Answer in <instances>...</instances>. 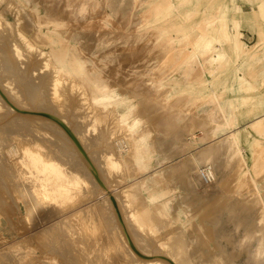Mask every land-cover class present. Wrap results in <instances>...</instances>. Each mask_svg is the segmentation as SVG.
Masks as SVG:
<instances>
[{
  "label": "rangeland",
  "instance_id": "rangeland-1",
  "mask_svg": "<svg viewBox=\"0 0 264 264\" xmlns=\"http://www.w3.org/2000/svg\"><path fill=\"white\" fill-rule=\"evenodd\" d=\"M7 1L0 0V90L23 109L37 106L36 112L64 116L72 131L81 132L84 152L57 127L47 130L40 120L12 113L0 98V264H148L167 254L158 240L169 230L177 233L173 248L188 244V253L174 250L187 263L222 255L223 264H264V256L255 259L264 246L258 209L246 198L249 188L255 190L264 206V156L256 151L264 140L252 128L258 120L264 125V0H12L15 7ZM18 31L75 78L100 116L98 128L84 118L78 93L49 94L48 74L38 72L37 56L26 54ZM13 42L24 60L12 52ZM33 71L42 77H32ZM146 102L153 104L140 114ZM116 126L126 129L127 139L101 136ZM106 140L120 158L134 150L122 172L105 166ZM21 145L60 164L64 174L82 171L79 181L89 183L59 207L36 210L27 226L17 190L26 182L33 189L31 179L43 174L27 168ZM204 168L213 175L209 186L199 180ZM243 174L248 184L239 183ZM135 181L131 203L146 208L147 224L155 216L158 222L149 224L154 235L139 233L126 213L119 219L104 201L105 190ZM205 209L209 218L200 220ZM202 226L212 234L204 246Z\"/></svg>",
  "mask_w": 264,
  "mask_h": 264
},
{
  "label": "bare ground",
  "instance_id": "bare-ground-1",
  "mask_svg": "<svg viewBox=\"0 0 264 264\" xmlns=\"http://www.w3.org/2000/svg\"><path fill=\"white\" fill-rule=\"evenodd\" d=\"M7 4H8V6H14L15 7V3L12 1V0H8L7 2H6ZM8 6H7V8H8ZM11 10V9H10ZM20 10H22V9H20ZM19 9H17V6H16V12H17V14H21L22 12L20 11ZM64 10V9H63ZM61 13V12H60ZM66 13V12H65ZM19 16V15H18ZM61 15L59 14V17H60ZM33 17V16H32ZM64 17H66V16H64ZM21 18V17H20ZM17 19H18V17H17ZM1 21V20H0ZM20 20H18V22H19ZM1 24V23H0ZM9 24V23H8ZM15 24V23H14ZM20 24V23H19ZM16 25V24H15ZM14 25V26H15ZM11 27H12V25H10ZM2 27V26H1ZM10 27V28H11ZM16 27V26H15ZM18 27H21V26H18ZM25 28V27H24ZM15 29H18L17 27L15 28ZM20 30H22V29H19V31ZM18 31V33L16 34L17 35V37L19 38V41L21 42V45H22V47H23V49L25 50V52H27L26 54L27 55H29L28 53H33V54H35V58H36V56H37V58H36V60H38V62L40 63V68H39V71L38 70H36V71H38V72H43V73H47L48 74V77H49V91H50V95L51 96H53V98H55L56 99V97L58 96H60L61 95V92H63V94L65 93L66 95H69L70 97H71V93H78L79 94V96H81V102H83L82 104H83V108L85 109V110H87V112L85 111L84 113L86 114L85 116H84V118L85 119H87V120H90V122L92 123V125H93V127L94 128H96L97 126H95L97 123H98V121H99V117H97L96 116V113H97V111H95V109L93 108V107H91V105H90V103L87 101V99H86V96H85V94H84V92H83V90L81 89V87L79 86V84L77 83V81H75V78L70 74V73H65L62 69H59L58 67H56L55 66V64L53 63V60L51 59V56L47 53V52H45V51H43V50H41V49H39L38 47H36L34 44H33V40L31 41L30 39H28L27 37H25L24 35H23V33L22 32H19ZM24 31V30H23ZM14 32V31H13ZM16 32H17V30H16ZM15 38H16V36H15ZM14 38V39H15ZM32 39H33V37H32ZM34 39H35V37H34ZM42 39V38H41ZM149 40V39H148ZM13 41V40H12ZM35 42V41H34ZM38 43L37 44H39L40 45V43H39V41H37ZM11 43V42H10ZM20 44V43H19ZM12 52L15 54V56L17 57V58H23V60H24V57H26V55L24 56L23 55V53H24V50H21V48L17 45V43H15V42H13L12 43ZM127 49V48H126ZM129 49V48H128ZM131 49V48H130ZM79 50H82L81 48H79ZM6 51V50H5ZM128 51V50H127ZM164 51V50H163ZM163 51H160V52H157V54H159L160 55V57L163 59V60H166V61H168V62H170V58H169V54H168V52H163ZM11 52V53H12ZM129 53V52H128ZM5 54V53H4ZM33 56V55H32ZM142 56V55H141ZM127 57V56H126ZM4 58V57H3ZM12 58V57H11ZM30 58V57H29ZM34 58V59H35ZM138 58V57H137ZM28 59V58H27ZM31 59V58H30ZM16 60V59H15ZM26 60V59H25ZM29 60V59H28ZM124 60V59H123ZM20 61V60H19ZM19 61H17V62H19ZM129 61V60H128ZM20 63V62H19ZM123 63V62H122ZM29 64H30V62H29ZM26 65V64H25ZM8 66V65H7ZM24 66V65H23ZM32 67V66H31ZM39 67V66H38ZM10 68V67H9ZM35 68V67H34ZM34 70V69H33ZM34 72V71H33ZM37 72V73H38ZM37 73H32V77L34 76V75H36ZM40 73V74H41ZM42 73V74H43ZM23 74H27V72L26 73H23ZM39 74V75H40ZM44 75V74H43ZM46 75V74H45ZM27 76V75H26ZM25 76V77H26ZM35 77V76H34ZM36 77H40V76H37L36 75ZM42 77V76H41ZM40 77V78H41ZM48 77H46V78H48ZM24 78V77H23ZM44 78V77H43ZM37 80H39L38 78H37ZM36 80V81H37ZM44 80H47V79H44ZM36 83V82H35ZM48 83V82H47ZM7 85H9V84H7ZM48 85V84H47ZM10 86V85H9ZM37 86V85H36ZM39 87V86H38ZM34 88V87H33ZM39 89V88H38ZM38 89H36V90H38ZM4 90V89H3ZM6 90V89H5ZM41 91V90H40ZM45 91V90H44ZM6 92V91H5ZM30 93V92H29ZM43 93V92H42ZM46 93V92H45ZM133 93V92H132ZM7 94V93H6ZM6 94H4L3 93V91L2 90H0V98H2V99H4L5 100V102H6V104H8V108H10V110L11 111H13L12 113H16L17 115H19V116H23L25 119L26 118H28L29 120H40L42 123H44L46 126L45 127H47V130H49L50 128H51V126H55V127H57L59 130H58V134L59 135H62V136H69V138H71V141L70 142H74L75 143V145L80 149V151H81V153H83L84 151H83V149H82V146H83V144H82V141H81V135H80V133L81 132H79V131H72L71 130V127H70V123L66 120V118L64 117V116H59V115H54V114H47V111H45L46 113H40V112H36L35 110V108L37 107V106H29V109L27 110V109H23V108H21L20 107V105L17 103V101H14L13 100V98H10L11 100H9L8 99V96L10 95V93H8L7 95ZM41 94V93H40ZM75 94H74V96H75ZM12 95V94H11ZM34 95V94H33ZM49 95V96H50ZM77 95V94H76ZM37 96V95H36ZM134 96H136L134 93H133V98H134ZM11 97V96H10ZM68 97V96H67ZM52 98V97H51ZM69 98V97H68ZM73 98V97H72ZM72 98H70V101L71 100H74L75 99V97L72 99ZM2 99H0V100H2ZM30 99V98H29ZM58 99V98H57ZM4 100L2 101L3 103H5L4 102ZM42 100V99H41ZM32 101H33V99H32ZM44 101V100H43ZM74 102H76V101H74ZM29 103V102H28ZM44 103V102H43ZM79 104V103H78ZM82 104H80L81 106H82ZM141 104V103H140ZM153 103L152 102H146V103H144V104H141L140 106H139V108H140V110H142V112L140 113V114H143V115H147V108L149 107V106H151ZM25 105V104H24ZM27 105V104H26ZM74 105V104H73ZM0 106H3L2 104L0 105ZM6 106V105H5ZM4 106V108H6V109H8L7 107H5ZM75 106V105H74ZM77 106V105H76ZM40 108H42V107H40ZM81 108V107H80ZM23 109V110H22ZM35 109V110H34ZM76 109V108H75ZM5 110V109H4ZM10 110H9V112H10ZM34 110V111H33ZM39 111V110H38ZM150 111V110H149ZM44 112V111H43ZM78 112H79V110H78ZM83 113V114H84ZM10 114V113H9ZM98 114H99V112H98ZM8 115V114H7ZM100 115V114H99ZM111 116V115H110ZM109 116V117H110ZM191 116V115H190ZM22 117V118H23ZM102 117V116H101ZM4 118V117H3ZM18 118V117H17ZM21 118V119H22ZM37 118H41V119H37ZM103 118V117H102ZM105 118V117H104ZM109 119H112V118H109ZM108 119V120H109ZM153 119H156V118H153ZM195 119V118H194ZM24 120V119H23ZM22 120V122H24ZM86 120V121H87ZM108 120H106V121H108ZM112 120H114V119H112ZM85 121V120H84ZM104 121H105V119H104ZM103 121V122H104ZM110 121V120H109ZM198 121V120H197ZM34 122V121H33ZM33 122H32V124H33ZM194 122H195V120H194ZM254 122V121H253ZM18 123V122H17ZM16 123V124H17ZM21 123V122H20ZM100 123V122H99ZM112 123H113V121H112ZM112 123H111V126H112ZM116 123V122H115ZM196 123V122H195ZM194 123V124H195ZM32 124H30L31 126H32ZM36 124H37V121H36ZM43 124V125H44ZM110 124V123H109ZM192 124V123H191ZM191 124H189L188 125V127L187 128H189V126L191 125ZM42 125V126H43ZM104 125V124H103ZM103 125H101V126H103ZM107 125V124H106ZM116 125V124H115ZM13 126V125H12ZM21 126V125H20ZM19 126V127H20ZM24 126V123H23V125H22V127ZM33 126H34V124H33ZM105 126V125H104ZM108 126V125H107ZM187 126V125H186ZM185 126V127H186ZM25 127V126H24ZM39 127V126H38ZM44 127V128H45ZM88 127V125L86 126V128ZM90 127V126H89ZM100 127V126H99ZM196 127V126H195ZM194 127V128H195ZM44 128H42V130L44 129ZM56 128V129H57ZM98 128V127H97ZM113 128V127H112ZM154 128V127H153ZM186 128V130H189V129H187ZM193 128V129H194ZM252 128H253V131L255 132V134L258 136V138L259 139H263L264 140V125H263V123L260 121V120H258V121H256V122H254V123H252ZM23 129H25V128H23ZM41 129V128H40ZM110 130H108V127H107V130L106 129H104V130H106V132L104 133V134H100L101 136H105V138H107V140H109L108 138L113 134H115L116 133V135H117V133L120 135V134H122L124 137H126V139H127V131H126V129L124 128V127H115L113 130H111V128H109ZM146 129V128H145ZM45 130V129H44ZM35 131V130H34ZM97 131V130H96ZM100 131V130H99ZM146 131H147V129H146ZM149 131V130H148ZM49 132V131H48ZM54 132V131H53ZM83 132V131H82ZM102 132H103V130H102ZM151 132V131H150ZM154 132V131H153ZM188 132V131H187ZM191 133V132H190ZM53 135V134H52ZM115 135V136H116ZM122 135H121V137H122ZM189 135V134H188ZM57 136V135H56ZM118 136V135H117ZM116 136V137H117ZM115 137V138H116ZM154 137H156V136H154ZM67 139H68V137H66ZM111 138V137H110ZM28 140H29V138H27ZM112 139H114L113 137L110 139V141H112ZM152 139H153V137H152ZM33 140V139H32ZM69 140V139H68ZM106 140V141H107ZM251 140V139H250ZM253 140V139H252ZM27 141V140H26ZM107 142H109V141H107ZM107 142H106V144H107ZM228 142L229 143H231L230 141H229V139H228ZM32 143V142H31ZM36 143V142H35ZM223 143V142H222ZM29 145H30V143H28ZM28 144H27V146H28ZM73 144V143H72ZM109 145V147H106V148H104V151H105V153H104V163H105V166L109 169V171H121L122 172V169H123V167H124V163L125 164H127V166H129L128 165V163H130L131 162V156H132V154H133V151L134 150H132V148L130 149V150H127L126 149V151L128 152V154H127V156H125V157H122V158H120L119 157V155H117L116 153H115V151H114V148H113V145H111V143L109 142L108 143ZM228 144V143H227ZM22 145H25V144H22ZM20 146V148L21 147H23V148H21L22 149V151H24L22 154H23V156L25 157L24 159L25 160H28L29 161V165L31 164L32 166H34L35 168L37 167V171H39L40 173L42 172V174H43V176L42 177H40L39 176V178H37L38 176L35 174V176H37L34 180L33 179H31V181H32V184L33 185H31L32 187H33V189H28V187H27V185H26V183H23V182H21V183H23L22 185H20L21 186V188L19 189L18 188V190H17V198L19 199V200H21V202L23 203V204H25V207H24V209H23V212H24V222H25V225L24 226H27V225H30L31 224V221L33 220V217H34V212L36 211V210H38V209H40V208H44V209H46V208H50V207H52L53 205H61V204H63V203H65L66 202V200L68 201L69 199H71L72 197H73V199H74V195H75V191H78V189H80V186H81V184H83L82 186H83V188L84 187H86V186H89L88 184L89 183H87L86 181H82V183L79 181V179H80V173L82 172H80V171H78V169H72V171H70L71 173L70 174H66V172H65V174L64 173H62V171L60 170V168H58L57 167V165H60V164H57V165H55L56 163L52 160H48L47 159V161L46 160H44L42 157H44V155H42V157H41V155L39 154V155H36L37 153H34V152H32V151H30L31 149L30 148H28V147H25V146ZM32 145H34V143L32 144ZM103 145H104V143H103ZM250 145V144H249ZM131 146H133L132 144H131ZM216 146H218L217 144H216ZM222 146V145H221ZM220 146V147H221ZM128 147V146H127ZM207 147V146H206ZM215 147V146H214ZM224 147H227V146H224ZM224 147H221V148H219V150H222V149H224ZM218 148H214V149H216V150H218ZM208 149H209V147H208ZM213 149V148H212ZM213 149V150H214ZM211 150V149H210ZM210 150H208V151H210ZM226 150V149H225ZM224 151V150H223ZM227 151V150H226ZM256 151L258 152V157L259 158H261V157H263L264 156V145H262V146H258V147H256ZM207 152V151H206ZM45 153V152H44ZM198 153V152H197ZM205 153V152H204ZM210 153V152H209ZM211 153L213 154V152H212V150H211ZM218 153V152H217ZM202 154V153H201ZM207 154V153H206ZM205 154V156H207ZM215 154V153H214ZM230 155V154H229ZM209 156H210V154H209ZM231 156V155H230ZM20 157V156H19ZM45 157H47V156H45ZM211 157V156H210ZM209 157V158H210ZM218 157V156H217ZM226 157V156H225ZM17 158V157H16ZM212 158V157H211ZM213 158H214V156H213ZM239 159V158H238ZM24 160V161H25ZM206 160V159H205ZM209 160H211V159H209ZM208 160V161H209ZM28 161H26L25 163H27ZM213 161V160H212ZM235 162V161H234ZM253 162V161H252ZM22 164H24L23 162H21ZM212 163V162H211ZM65 164V163H64ZM27 165V164H26ZM31 165L30 166H28L27 165V168L28 167H31ZM24 166H25V164H24ZM5 167V166H4ZM72 167V166H71ZM130 167H131V164H130ZM7 168V167H6ZM74 168V167H73ZM28 169H30V168H28ZM32 169V168H31ZM30 169V170H31ZM69 170H70V168H68ZM128 169H129V167H128ZM262 169V168H261ZM10 170V169H9ZM35 170V171H36ZM203 170V171H202ZM202 170H200V172H199V180H200V183L203 185V186H209L210 184H212V182H213V175H212V173H211V171H210V169H207V168H204V169H202ZM1 171H2V169H1ZM27 171H29V170H27ZM68 171V170H67ZM84 171H86L87 173H88V171L87 170H85L84 169ZM124 171V170H123ZM130 171H132V170H130ZM202 171V172H201ZM31 172V171H30ZM121 172H119V175L118 176H120V173ZM113 173V172H112ZM117 173V172H116ZM124 173V172H123ZM134 173V172H133ZM89 174V173H88ZM115 174V173H114ZM184 174V173H183ZM182 174V175H183ZM48 175V176H47ZM123 175H125V174H123ZM133 175V174H132ZM182 175H180V180L181 181H183L185 178H183L182 177ZM203 175L205 176V178L203 177ZM242 176V175H241ZM92 177V176H91ZM90 177V178H91ZM115 177H117V174L115 175ZM24 178H27V177H24ZM28 178H31V177H28ZM27 178V179H28ZM227 176L223 179V181L221 182L222 183V185L223 186H226L227 185ZM23 179V178H22ZM27 179H25V180H27ZM85 179V178H84ZM83 179V180H84ZM121 179H122V177H121ZM120 179V180H121ZM189 179V178H188ZM226 179V180H225ZM262 179V178H261ZM24 180V181H25ZM117 181L119 180V178H117L116 179ZM23 181V180H22ZM28 181H29V179H28ZM30 181V182H31ZM243 181L244 182H247V184H248V178H247V176L246 175H244L243 174V176L240 178V182L239 183H241L242 182V184H243ZM119 182V181H118ZM118 182H116L115 181V185H117L118 184ZM117 183V184H116ZM220 183V182H219ZM220 183V184H221ZM91 184V183H90ZM241 184V185H242ZM120 185V184H119ZM118 185V186H119ZM219 185V184H218ZM81 186V187H82ZM122 186V187H121ZM121 187V188H120ZM218 187V186H217ZM239 187V186H238ZM89 188V187H88ZM94 188V187H93ZM210 188V187H209ZM118 189L120 190V192H118L119 190H105V192L103 193V198H104V201H105V199H106V201L108 202V204H109V207H110V209H111V213H113L114 215L116 214V216H118L119 217V219H122V214L123 213H126L127 214V216H128V218H129V220H130V222H131V224H133V225H136V227H137V230H138V232L140 233V232H145L146 231V234L147 235H149V234H151V235H154L155 234V232L152 234V231L150 232V230H153L152 229V227H150V225H154L155 226V223H157L158 221H156L157 219H155V216H150L151 218H150V222H149V224H147L146 222L147 221H145V219L146 218H144L145 216H144V214H146V208L144 209V207L143 206H140V207H142L141 209L140 208H137V207H134L133 206V202L131 203V199H130V197H131V195L133 196L135 193H136V191H137V189H138V183H136V181L135 182H132L130 185H120L119 187H118ZM248 190V189H247ZM246 191V190H245ZM15 193V192H14ZM77 193V192H76ZM80 193V192H79ZM217 194V193H216ZM243 194V193H242ZM247 194H250L251 195V198H249V196L248 197H246V198H248V199H251L252 201H251V203H253V204H255V206L257 207V209H258V214H257V216H258V220H259V224H260V228H261V231L259 232L260 234H261V237L262 238H264V206H262L261 204H260V202H259V193L257 192V191H253L252 189H250L249 188V190L247 191ZM217 196H219V195H217ZM253 196V197H252ZM240 198V197H239ZM242 198V197H241ZM245 198V199H246ZM244 199V198H243ZM247 200V199H246ZM249 203H250V200H247ZM204 203V202H203ZM247 203V202H246ZM249 203H247V204H249ZM251 203L249 204V206L251 205ZM247 204H244V205H246L247 206ZM206 205H208V203L206 202ZM209 206H211V205H209ZM246 206H245V208H246ZM59 207V206H58ZM208 207V206H207ZM255 207V208H256ZM200 208V207H199ZM209 208V207H208ZM249 208V207H248ZM254 208V209H255ZM137 209H139V210H137ZM252 209V208H251ZM149 210V209H148ZM248 210V209H247ZM247 210H246V212H247ZM252 211V210H251ZM113 218V217H112ZM123 218H124V216H123ZM209 218V213L207 212V209H205V212H202L201 214H200V217H199V219L200 220H204V219H208ZM144 219V220H143ZM212 219V218H211ZM161 220V219H160ZM159 220V221H160ZM156 221V222H155ZM170 224H167L166 226L168 227ZM153 226V227H154ZM167 227L165 228L166 230H168L167 229ZM172 227V226H171ZM155 228V227H154ZM260 228H259V230H260ZM258 230V231H259ZM166 232V231H165ZM164 233V232H163ZM159 235V234H158ZM173 235V231L171 232V230H169V232L167 231L166 232V234H165V236L164 237H162V236H160V238H163V239H159L158 240V245L161 247V248H163L165 251H166V255L162 258V259H149L148 260V264H190V263H187V259H185V261L183 260L182 261V259H181V256H178L176 253H175V251L174 250H177V249H182V248H185V250H186V252L188 253V252H190L189 251V249H188V244L186 243V244H180V246H175V248H173V246H172V244H173V242L174 241H172L174 238H177V233H175V236L173 237L172 236ZM156 236V235H155ZM260 237V238H261ZM179 238H184V234H183V232L181 231L180 232V235H179ZM171 240V241H170ZM206 240H212V234H211V230L209 229V228H207L206 226H202V233H201V235H199V245H201V246H204L205 244H206ZM262 240V239H261ZM125 243V245H127L126 243L127 242H124ZM263 243H264V241H263ZM262 243V244H263ZM261 245V244H260ZM128 246V245H127ZM200 246V247H201ZM260 247V249H261V251H258L257 250V258H255L256 260L258 259V258H260L261 259V257H263L264 256V251L262 250L263 249V247L264 246H259ZM202 248V247H201ZM259 249V248H258ZM259 249V250H260ZM262 251H263V255L261 254L262 253ZM124 252H125V250H124ZM123 252V253H124ZM126 253V252H125ZM221 255V254H220ZM123 256V255H122ZM204 258H206V260H207V262H206V264H223L222 262H220V260H222L223 259V257H222V255H221V257H218V256H208V259H207V257L205 256ZM202 260H205V259H202ZM222 261H224V260H222ZM203 262V261H202ZM225 262V261H224ZM255 262V261H254ZM256 263L258 264L259 262H258V260L256 261ZM132 264H134V263H132ZM136 264H140V263H136ZM202 264H204V263H202Z\"/></svg>",
  "mask_w": 264,
  "mask_h": 264
},
{
  "label": "built area",
  "instance_id": "built-area-1",
  "mask_svg": "<svg viewBox=\"0 0 264 264\" xmlns=\"http://www.w3.org/2000/svg\"><path fill=\"white\" fill-rule=\"evenodd\" d=\"M202 171H203V170H202ZM202 171H201V172H202ZM203 177L205 178V176H204V175H203Z\"/></svg>",
  "mask_w": 264,
  "mask_h": 264
},
{
  "label": "crops",
  "instance_id": "crops-1",
  "mask_svg": "<svg viewBox=\"0 0 264 264\" xmlns=\"http://www.w3.org/2000/svg\"><path fill=\"white\" fill-rule=\"evenodd\" d=\"M228 178V177H227ZM227 185H228V182H227Z\"/></svg>",
  "mask_w": 264,
  "mask_h": 264
}]
</instances>
